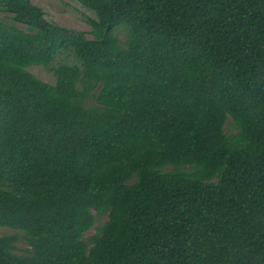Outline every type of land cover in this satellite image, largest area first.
I'll return each instance as SVG.
<instances>
[{
    "label": "trees",
    "instance_id": "obj_1",
    "mask_svg": "<svg viewBox=\"0 0 264 264\" xmlns=\"http://www.w3.org/2000/svg\"><path fill=\"white\" fill-rule=\"evenodd\" d=\"M75 1L0 0V264H264V0Z\"/></svg>",
    "mask_w": 264,
    "mask_h": 264
},
{
    "label": "rangeland",
    "instance_id": "obj_2",
    "mask_svg": "<svg viewBox=\"0 0 264 264\" xmlns=\"http://www.w3.org/2000/svg\"><path fill=\"white\" fill-rule=\"evenodd\" d=\"M34 4L43 8L45 12V17L53 22L59 23L63 26L74 28L80 31L86 32L88 38H92L90 34L91 26L87 23L86 17L90 16L95 18V13L82 6L75 0H32ZM6 13L0 11V17L3 18ZM23 25V24H21ZM119 37L123 41L125 38V31L121 29L119 31ZM74 56L68 57L66 53H61L56 58L55 62L51 65L57 66L61 63H74ZM28 70L35 74L38 78L42 79L45 82L54 84L56 82V76L51 68H47L41 65H34L29 67ZM231 121V118L229 119ZM231 124H227L226 129L229 130ZM106 217L102 220H98L95 226L86 234L87 237L95 234L97 232V226L100 225ZM13 234V231L6 228L0 229V235L3 233ZM19 249H25L26 244L24 240L18 241Z\"/></svg>",
    "mask_w": 264,
    "mask_h": 264
}]
</instances>
